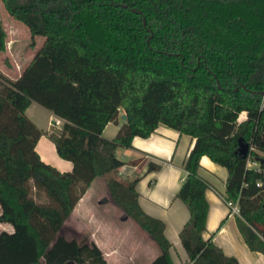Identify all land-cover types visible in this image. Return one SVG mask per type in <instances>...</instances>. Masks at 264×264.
Returning <instances> with one entry per match:
<instances>
[{
	"label": "trees",
	"instance_id": "16d2710c",
	"mask_svg": "<svg viewBox=\"0 0 264 264\" xmlns=\"http://www.w3.org/2000/svg\"><path fill=\"white\" fill-rule=\"evenodd\" d=\"M3 1L45 40L18 77L0 71V221L14 227L0 232V264H108L94 240L61 233L101 175L116 204L159 244L149 264H176L165 223L139 203V177L116 175L125 164L117 148L161 123L195 138L177 193L191 213L180 232L189 259L180 264H240L204 236L205 154L228 169L225 197L239 204L249 247L264 253V0ZM6 47L0 22V52ZM33 101L64 120L49 136L71 171L37 151L44 132L27 114ZM120 108L126 119L114 138L104 137ZM240 138L250 144L247 156Z\"/></svg>",
	"mask_w": 264,
	"mask_h": 264
},
{
	"label": "crops",
	"instance_id": "0c3cea01",
	"mask_svg": "<svg viewBox=\"0 0 264 264\" xmlns=\"http://www.w3.org/2000/svg\"><path fill=\"white\" fill-rule=\"evenodd\" d=\"M45 113L49 117L47 123L41 125L39 120ZM124 113L125 109L120 108L118 122L107 124L103 131L104 137H115L120 124L125 120ZM27 114L44 132L36 145L41 158L61 171H71L73 161L59 155L55 142L49 136L52 122L55 119L64 120L37 101L29 105ZM246 117L247 113L243 111L239 119ZM194 142L192 135L161 123L149 136H135L131 147L117 148V155L125 164L116 175L125 181L139 177L136 183L139 203L148 214L165 223V234L172 242L171 254L176 264L189 259L180 232L191 213L186 203L177 197V193L187 175L184 163ZM137 159L138 162H132ZM150 162L158 163L160 167L149 169ZM249 164L253 166L256 163ZM199 172L209 182L206 190L209 213L205 238L212 237L226 254L235 256L240 264H264V253L249 247L238 227L236 215L229 214V206L225 201L228 169L205 154L200 159ZM113 214L122 216L115 220ZM129 217L111 196L107 176L101 175L92 181L63 225L61 233L71 239L73 237L65 233L68 223L71 221V231L78 233L84 228L80 223L86 222V238L94 240L101 247L108 264H149L160 254L161 248L143 228L139 234L136 233L138 231H130L127 227ZM2 230L13 231L14 227L10 222L0 221V232Z\"/></svg>",
	"mask_w": 264,
	"mask_h": 264
},
{
	"label": "rangeland",
	"instance_id": "374dc122",
	"mask_svg": "<svg viewBox=\"0 0 264 264\" xmlns=\"http://www.w3.org/2000/svg\"><path fill=\"white\" fill-rule=\"evenodd\" d=\"M0 22L4 25L7 32V47L4 51L0 52V71L10 78H16L22 73L35 53L42 47L45 37L43 35L33 36L30 27L22 20L14 17L6 8L3 0H0ZM48 117L46 113L41 116L39 120L41 125L47 123ZM52 124L53 128L58 129L62 126L63 122L58 124L57 119H55ZM260 154L263 155L262 152H260ZM100 191L102 192V190ZM121 216L122 214H113L112 218L118 220ZM70 224L71 221L65 228V233L68 237H74L78 240L87 237L86 222L80 223L84 228L78 233L71 231ZM122 225L124 226V224ZM127 227L133 233L138 231L136 232L137 234H139V230L142 229L132 217H129ZM144 231L147 233L146 230Z\"/></svg>",
	"mask_w": 264,
	"mask_h": 264
},
{
	"label": "water",
	"instance_id": "95a60500",
	"mask_svg": "<svg viewBox=\"0 0 264 264\" xmlns=\"http://www.w3.org/2000/svg\"><path fill=\"white\" fill-rule=\"evenodd\" d=\"M261 94L264 95V90L261 91ZM126 117H127V114L124 113L123 118L126 119ZM249 150H250V144L247 141H245L243 138H240L238 152L244 156H247L249 153Z\"/></svg>",
	"mask_w": 264,
	"mask_h": 264
},
{
	"label": "built area",
	"instance_id": "2783aa9c",
	"mask_svg": "<svg viewBox=\"0 0 264 264\" xmlns=\"http://www.w3.org/2000/svg\"><path fill=\"white\" fill-rule=\"evenodd\" d=\"M58 124H61L62 121L58 120L57 121ZM225 201L227 203V205L229 206V214L230 215H238L240 214V207L237 201H234L232 199H228L225 197Z\"/></svg>",
	"mask_w": 264,
	"mask_h": 264
}]
</instances>
